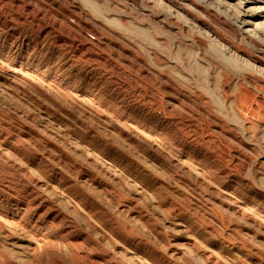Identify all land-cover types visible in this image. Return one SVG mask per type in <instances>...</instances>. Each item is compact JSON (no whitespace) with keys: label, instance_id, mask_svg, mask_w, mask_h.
Here are the masks:
<instances>
[{"label":"rangeland","instance_id":"obj_1","mask_svg":"<svg viewBox=\"0 0 264 264\" xmlns=\"http://www.w3.org/2000/svg\"><path fill=\"white\" fill-rule=\"evenodd\" d=\"M0 264H264V0H0Z\"/></svg>","mask_w":264,"mask_h":264}]
</instances>
